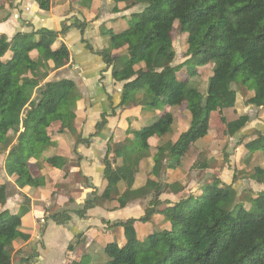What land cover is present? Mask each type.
<instances>
[{
    "label": "trees",
    "instance_id": "16d2710c",
    "mask_svg": "<svg viewBox=\"0 0 264 264\" xmlns=\"http://www.w3.org/2000/svg\"><path fill=\"white\" fill-rule=\"evenodd\" d=\"M9 2L0 0V23L9 18L5 10ZM35 2L43 11L51 8V0ZM113 3V13L119 12L118 4H123L121 11L145 5L143 10L129 15L136 21L123 30L115 32L100 27V34L109 36V49L103 50L101 55L104 62L112 66V79L123 83L119 107L132 105L138 93L146 92L144 95L160 96L163 101L158 103L146 97L148 101L144 105L152 110H165L140 130L128 129L127 132L136 137L131 146L112 144L111 141L108 144L104 172L109 189L104 196L107 200H116L120 196V186L126 182L133 167L131 156L148 150L149 138H162L172 133L174 115L168 108L186 104L201 110V114L191 120L189 128L171 146L158 147L153 173L158 174L166 156L183 172L207 167L199 162L202 153L194 145L210 129L209 110L203 98L192 103L197 89L190 82L197 77L200 65L214 64L209 93L215 99L222 137L232 136L249 120L235 108V88L246 84L247 88L251 87L250 103L264 112V0H113ZM85 26V23L75 21L69 25L63 22L58 32L39 29L32 34L34 40L30 39L21 47L17 46L16 38L0 41V56L9 47L12 51L4 65L0 60V155L10 148L4 170L13 181V184L0 183V208L7 201L10 186L24 189L43 185V179L33 175L30 160L56 167L57 157H45V153L55 146L52 136L74 131L76 102L81 97L78 87L68 79L46 80L51 72L69 62L68 48L58 42L59 35L70 27L83 31ZM184 26H187V35L183 56L192 60L194 68L185 78L178 79V66L171 65L176 56L173 33L175 28ZM113 51H119V54L114 55ZM149 58L150 69L161 70L155 77L149 75L148 69L140 67ZM222 82L225 91L223 97L218 98L215 89ZM34 92L36 96L32 98ZM19 97L28 101L23 116L11 108L17 106ZM56 123L58 129L53 127ZM104 123V120L98 123L96 130ZM87 141L80 136L77 138V142ZM245 148L249 154L261 150L264 159V134L257 133ZM109 154L113 155L114 162L120 160L115 168L109 162ZM249 177L264 185V168L254 167ZM169 188L174 192L181 191L176 185ZM150 189L154 195L144 215L116 224L123 228L124 244L107 243L104 264H264V191L243 190L237 197L232 184L216 180L200 193L190 194L177 203L167 202L168 205L159 211L169 228L149 233L141 244L136 245L134 225L149 222L158 211L153 205L160 203L155 197L162 185L148 181L144 187L129 192L130 197L137 198L146 196ZM247 193L250 194L248 201L253 203L252 210L242 204ZM102 197L94 193L93 199L87 200L76 215L83 217L86 211L100 204ZM118 201L120 203V199ZM1 216L0 264H12L13 242H27L30 237L20 231V216ZM49 218L57 224L69 220L66 211ZM21 262H28V259Z\"/></svg>",
    "mask_w": 264,
    "mask_h": 264
},
{
    "label": "crops",
    "instance_id": "0c3cea01",
    "mask_svg": "<svg viewBox=\"0 0 264 264\" xmlns=\"http://www.w3.org/2000/svg\"><path fill=\"white\" fill-rule=\"evenodd\" d=\"M114 6L113 0H51V8L48 11L41 10L35 0H10L5 5L9 18L0 23V41L4 42L18 39L20 36L24 40H30L33 38L32 34L39 29L58 32L63 22L68 25L75 21L86 24L83 31L70 27L64 34L59 35L58 42L64 43L68 48L69 62L51 72L46 80L68 79L78 87L81 97L76 102L74 131L52 136L55 146L45 153V157H57L56 167H49L42 161L37 163L36 160H30L33 175L43 178V185L31 189L10 186L7 201L0 208L4 212H20L19 208L24 209L20 231L29 235L30 239L27 242H13V254L16 253L18 261L16 264H104L102 259L105 245L113 242L109 239L111 227L119 228L124 239L123 228L116 224L128 219H139L144 215V210L154 195L153 189H150L146 196L137 198L130 197L129 192L144 187L148 181L162 185V190L155 198L165 205H168L167 202L177 203L190 194L200 193L206 185L216 180L232 184L237 197L243 190L254 193L264 191V185L247 175L233 181L235 170H251L255 165L253 154L248 153L245 144L257 133L264 134V112L250 103L253 96L251 87L247 88L246 84L244 87L235 88V108L238 114L247 115L249 120L232 136L222 137L215 99L210 97L209 93L213 69L210 64L205 63L200 65V71H204L206 67L210 71L203 86L195 87L197 91L192 103L202 97L209 110V125L211 116L216 120V130L213 133L209 131L205 137L194 143L202 153L199 162L207 167L183 172L173 159L166 156L158 174L153 173L158 147L163 144L171 146L179 135L189 128L191 120L201 114V110L190 108L186 104L179 108H168L174 115L172 133L162 138H149V149L131 156L133 167L126 182L120 186V196L116 200L105 199L104 196L109 190L108 181L104 177L105 159L110 141L112 144L131 146L136 137L133 133H128V129L140 130L147 126L146 120H151V117L154 120L165 110H146L144 99L150 97L144 95L146 92L138 93L132 105L119 107L123 83L112 79V66L107 65L101 55L103 50L109 49V36H102L100 27L113 29L108 24L110 21L128 17L135 13L133 10L136 7L121 11L123 4H118L116 7L119 12L113 13ZM112 53L118 55L119 51ZM1 57L2 55L0 60L3 59ZM175 58L171 65L180 66L182 58L179 62ZM140 67L148 69L151 77L161 73L160 69H150V58ZM223 84L225 85L222 82L215 89L218 91V98L223 97ZM35 96L34 92L32 98ZM154 99L158 103L163 101L160 96L149 98L150 101ZM27 105L28 101L19 97L17 106L11 108L23 116ZM102 120L105 122L104 126L96 130V125ZM53 127L58 129L59 124L56 123ZM79 136L88 141L77 142ZM8 150L0 155L1 161L3 160L0 183L13 184L4 170V159ZM108 159L113 168L120 164V160L114 162L112 154L108 155ZM260 165L264 168L263 163ZM171 185H176L181 191L174 192L169 188ZM94 193L101 197L103 195L104 199L99 205L86 211L83 217H78L75 212L81 209L87 200H92ZM63 211L67 212L68 221L57 224L49 218L52 214ZM132 214L136 217H129ZM146 227L139 222L134 225L137 234L140 229ZM167 228L169 226L161 225L159 231ZM22 259H28V262H21Z\"/></svg>",
    "mask_w": 264,
    "mask_h": 264
},
{
    "label": "rangeland",
    "instance_id": "374dc122",
    "mask_svg": "<svg viewBox=\"0 0 264 264\" xmlns=\"http://www.w3.org/2000/svg\"><path fill=\"white\" fill-rule=\"evenodd\" d=\"M144 7H145V5H138V6H136V8L133 11L139 12V11L143 10ZM134 21H136L135 18L128 16L126 18L110 21L108 24L115 31H120V30H123V29L129 27V25L132 24ZM119 27H122V28H119ZM186 35H187V26H184L182 28L177 27V28H175L174 33H173L174 49L176 52V58L175 59L177 62H179L180 58H182L181 59L182 63L180 64V66H178V69L176 72V76L178 77V79L185 78L187 76V74L194 68V64H193L192 60H190L188 57L183 56L184 41H185ZM31 40H34V39L32 38ZM29 41L30 40H24L23 37H19L18 39H16V44H17V46L21 47V46L26 45ZM35 55H36V53H35ZM11 56H12V51L9 47L8 49H5V52L3 53L2 57H1V58H3L1 60V65H4L5 61H7ZM148 57H150V55H148ZM183 58H185V59H183ZM209 64L213 69L214 68L213 62H210ZM209 71H210V69L207 67L204 69V71H200V69H199V73H198L197 77L192 79L190 84L194 87H202L205 79L207 78L206 76L208 75ZM247 91H248V89L246 90V92ZM144 101H148V99L145 98ZM144 106L146 107L145 109L149 111L148 106H146V105H144ZM27 108L28 107H26L25 110ZM24 113H25V111H24ZM24 113L22 115H24ZM149 119L145 121L146 125H149L153 122L152 117H151V120H149ZM219 124H220V126H222L221 123H219ZM209 127H210V129H209L210 133H213L216 130V120L213 118V116H211ZM253 158H254L253 160L255 162V165L251 168V170L256 166L260 167L261 166L260 164H262V163L264 165V159H263V154H262L261 150L254 152ZM2 162H3V160L1 161V159H0V169L2 168V164H3ZM249 173H250V170L248 168H245L244 170H241V171L235 170V172H234L235 179L238 180L239 177L243 176V175L249 176ZM41 179H43V178H41ZM249 197H250V194L247 193L246 198L244 199L242 204L245 206L246 209L252 210L253 209V203L251 201H248ZM240 198H242V196ZM149 204H150V202L147 204L146 208L150 206ZM165 206L166 205L164 202H160V203L157 202L156 204L153 205V208H155V210H158V211L157 212L155 211V213L153 214V216L149 222L142 223L143 226L146 225L147 227L142 228L138 231L136 245L141 244L144 241V239L148 233H151L153 231H159V228L161 225L169 226L168 222L163 218V214L159 211V210L163 209ZM235 209L237 210L238 207H236ZM18 210L20 212H18L17 210H13V211L9 210V211L4 212V211H1V209H0V215H2L1 217H5L8 215L16 214V215L21 217L22 213H24V209L19 208ZM129 217L135 218L136 216H135V214H132V216H129ZM109 235H110L109 236L110 241L117 243L118 246H122L124 244V239H123V236H122L119 228L116 229V228L111 227ZM162 239H164L163 236H162ZM15 256H16V253H15V255L13 254L12 264L18 263ZM104 261H106L105 255L102 259V262H104Z\"/></svg>",
    "mask_w": 264,
    "mask_h": 264
}]
</instances>
